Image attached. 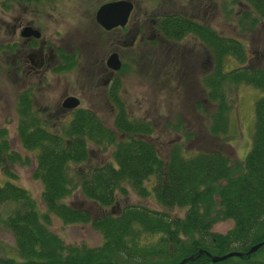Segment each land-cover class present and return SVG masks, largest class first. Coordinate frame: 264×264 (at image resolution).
<instances>
[{
    "label": "trees",
    "instance_id": "trees-1",
    "mask_svg": "<svg viewBox=\"0 0 264 264\" xmlns=\"http://www.w3.org/2000/svg\"><path fill=\"white\" fill-rule=\"evenodd\" d=\"M235 2L244 22L252 26L264 22V0ZM168 23L167 38L177 40L193 31L213 56V71L202 75L201 84L204 100L216 106L210 116L214 133L228 129L231 89L247 84L263 91L254 103L252 147L244 161L232 166L229 155L220 150L187 156L178 144L171 146L164 161L148 140L153 124L131 117L121 96H109L116 107L112 129L83 107L57 122L50 112L36 108L34 90L23 88L15 98L16 131L21 146L34 154L32 176L41 183L45 207L64 224L90 223L101 243L66 244L50 230L49 214L38 211L29 191L6 179L0 185V205L15 204L3 223L14 236L18 259L0 256V264H264V244L247 253L264 241V61L260 66L244 65L248 58L240 40L196 21L175 16ZM75 57L71 54L56 71H71ZM228 57L241 66L225 70ZM110 148L104 161L88 165L93 152ZM20 159L10 150L7 130L0 128V165L7 177L16 175L6 164ZM77 188L102 212L93 214L90 208L67 203ZM130 190L140 198L151 197L165 210L128 204L116 212L105 211L128 197ZM174 208H186L184 216L172 217L169 212ZM228 219L232 228L212 231L214 223ZM143 235L157 239L149 244ZM233 251L241 256L211 260Z\"/></svg>",
    "mask_w": 264,
    "mask_h": 264
},
{
    "label": "rangeland",
    "instance_id": "rangeland-1",
    "mask_svg": "<svg viewBox=\"0 0 264 264\" xmlns=\"http://www.w3.org/2000/svg\"><path fill=\"white\" fill-rule=\"evenodd\" d=\"M101 1L105 0H62L51 11L48 6L46 9L29 3L25 5L19 0H0V128L7 130L10 150L21 158L15 164H6L16 178L7 177L0 165V185L4 184L6 179L17 181L29 191L38 211L41 214H49L51 231L66 244L87 247L99 245L100 234L90 223L64 224L48 212L41 199V183L32 176L35 168L34 154L24 149L18 139L16 93L36 81L17 78L13 74L16 54L14 43L18 40V30L17 34L12 33L17 25L31 23L42 30L44 38L52 45L74 47L81 54L78 66L71 72L46 73L43 78L40 77L41 83L33 87L37 109L50 112L53 119L59 122L63 119L62 115H68L70 112L61 108L63 98L73 95L80 100L79 107L94 111L106 126L115 129L113 125L115 111L106 103L101 89L96 87L97 85H92L88 77L92 63L101 57L105 49V46L103 49L97 44V29L93 19L94 11ZM172 4L177 5L183 12L199 13L201 18L204 14V21L217 32L240 40L245 45L248 58L244 65L260 66L264 61V22L258 20L254 26L244 22L241 18V8L235 0H175L171 2ZM123 40L129 41L127 38ZM193 44H195L193 41L184 40L170 61L165 64H162L164 57L161 47L150 49L145 45L136 44L135 48L122 49L125 64L121 66L118 74L120 96L131 117L145 119L153 124L154 131L148 140L155 145L164 161L167 160L171 146L178 144L187 156L196 152L220 150L229 155L233 166L237 160L244 161L252 147L254 103L263 95V91L247 84H239L231 89L228 93V103L231 104L228 129L225 134L214 133L210 116L216 106L204 100L201 84L202 70L207 65L201 64L199 55L201 52L192 50ZM198 47L202 48V45ZM176 55H181L182 60L174 58ZM237 66L241 65L228 57L224 67L225 70H230ZM65 120H68V117H65ZM116 133L118 135V132ZM111 149L106 152L102 150L93 152L88 165L104 161ZM236 171L237 169H234V173ZM152 182L154 178L151 179ZM65 201L75 206L90 208L93 214L102 212L95 203L82 195L79 188ZM128 204L165 210L151 197L140 198L130 190L128 197L119 200V206H112L113 208L105 211L116 212ZM14 207L13 202L0 205V256L18 259L14 236L3 223ZM185 211L186 208H174L169 214L172 217H183ZM232 226V220H218L213 224L212 231L225 233ZM143 237L149 244L157 239L156 235Z\"/></svg>",
    "mask_w": 264,
    "mask_h": 264
},
{
    "label": "flooded vegetation",
    "instance_id": "flooded-vegetation-1",
    "mask_svg": "<svg viewBox=\"0 0 264 264\" xmlns=\"http://www.w3.org/2000/svg\"><path fill=\"white\" fill-rule=\"evenodd\" d=\"M112 1L116 0L101 1L93 14L97 29V44L101 45L103 49L105 46V49L103 53H101V57L92 63L88 72V77L92 85H97L96 87L101 89L106 99V103H108L114 111L116 110V107L109 96L111 95L112 98H118L120 96V79L118 74L122 67H120L119 70H113L109 66L108 60L112 54H116L121 62V66H124L125 62L123 61L122 49L135 48L136 44L145 45L150 49L161 47L160 50L164 57L162 58L164 61L162 64H165L167 61H170L172 55L178 50L184 40L193 41L195 44L191 47L192 50H197V53L201 52L199 53V55H201V64L207 65L206 67L204 66L202 74H210L213 71L215 64L213 56L209 51V47H206V45L200 40L198 34L193 31H188L177 40L166 37L169 32L168 20L175 16H180L190 21H196L206 25L211 30L216 31L213 26L204 21V14L201 18L199 13L183 12L182 9H178L177 5H171V2H175V0H127L132 4V9L126 24L124 26L118 25L107 29L96 21L95 16L101 5ZM61 2L62 0H36L30 4L37 5V7L42 6L46 9L48 6L49 9L53 11L57 3ZM21 3L25 5L28 4L24 2ZM147 4L152 6L149 7ZM200 7H202V5H200ZM26 26L38 30L40 32V37L22 36L21 32ZM17 30L18 40L14 43L16 54L14 55L13 74L17 78L20 77L21 79H31L32 81H36V83L32 82L29 87L25 88L33 89L35 85L41 83L40 80L46 73H68L57 72L56 69L64 66L66 64V59H70L71 54H75L76 56L74 67L78 66L81 54L77 52L76 48L68 47L66 45H52L50 41L44 38L42 30L31 23L17 25L16 28L13 29L12 34H17ZM124 38H127L129 41L126 42L123 40ZM199 45H202V48L198 47ZM5 46H8V44H5ZM14 50H12V52ZM5 52L10 54L8 50H5ZM181 55H176L174 58L182 60ZM163 67H165V65H163Z\"/></svg>",
    "mask_w": 264,
    "mask_h": 264
},
{
    "label": "water",
    "instance_id": "water-1",
    "mask_svg": "<svg viewBox=\"0 0 264 264\" xmlns=\"http://www.w3.org/2000/svg\"><path fill=\"white\" fill-rule=\"evenodd\" d=\"M131 9L132 4L127 0H116L112 2H107L98 8L95 18L100 25L104 26L107 29L118 25L124 26L127 22ZM21 35L24 37H40V32L36 29H33L32 27L26 26L23 28ZM108 64L113 70H119L121 67V62L119 61L116 54H112L110 56ZM79 104L80 100L76 96L68 95L63 98L61 107L65 110H73L77 108ZM263 244L264 241L253 245L247 253L250 254L252 252H255ZM233 255L241 256V253L233 251L223 256H212L211 260L212 262H216ZM185 260H183L182 263Z\"/></svg>",
    "mask_w": 264,
    "mask_h": 264
}]
</instances>
